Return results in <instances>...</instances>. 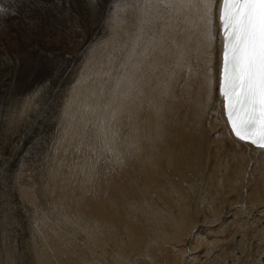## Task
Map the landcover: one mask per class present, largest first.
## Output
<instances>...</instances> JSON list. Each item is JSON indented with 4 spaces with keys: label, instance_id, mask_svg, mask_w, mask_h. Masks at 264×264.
<instances>
[{
    "label": "bare ground",
    "instance_id": "6f19581e",
    "mask_svg": "<svg viewBox=\"0 0 264 264\" xmlns=\"http://www.w3.org/2000/svg\"><path fill=\"white\" fill-rule=\"evenodd\" d=\"M5 1L0 35L10 18L17 30L0 41V58H11L2 86L35 82L53 59L26 50L25 28L36 22L52 51L77 48L76 3L45 0L54 11L35 7L43 18L33 21L29 0ZM113 2L105 36L54 105L48 149L25 148L12 191L0 186V264H264V150L235 140L222 117L215 0L211 41L199 0ZM33 96L5 110L0 100L3 137Z\"/></svg>",
    "mask_w": 264,
    "mask_h": 264
},
{
    "label": "snow or ice",
    "instance_id": "6c2138e0",
    "mask_svg": "<svg viewBox=\"0 0 264 264\" xmlns=\"http://www.w3.org/2000/svg\"><path fill=\"white\" fill-rule=\"evenodd\" d=\"M57 5L60 0H56ZM95 3V0H92ZM218 34L222 35L219 53L218 91L232 133L239 141L264 150V0H215ZM205 10L207 41L213 39V0H199ZM51 8L45 0H29V9ZM2 31V29H0ZM0 58V65L10 62ZM3 69L0 68V71ZM39 123V121H37ZM28 138L39 152L43 141L34 125ZM27 134V128L24 129Z\"/></svg>",
    "mask_w": 264,
    "mask_h": 264
},
{
    "label": "rangeland",
    "instance_id": "374dc122",
    "mask_svg": "<svg viewBox=\"0 0 264 264\" xmlns=\"http://www.w3.org/2000/svg\"><path fill=\"white\" fill-rule=\"evenodd\" d=\"M69 1L70 0H68V1L67 0H60V4L58 6L61 7ZM73 1H75V3H76L75 6H77V7H76V11L74 12L76 15L73 14L72 16H74V17L71 16V18L74 20V22L76 21L75 23L79 26V34L77 33L76 34L77 36L75 35L76 41H78V47L74 48V49L64 48V49L58 50L57 52L52 51V50L47 48L48 47V41L50 40V38H47L48 40L45 42L46 37H43V36L39 37V32L37 31L39 28L37 26V23L35 22L36 25H33V26L27 25V28H25V30H27L28 37L30 38V41H29L30 44L27 46L26 50L28 51L31 48H33V46L37 45L36 48H38L39 51H38V49L36 51H38V53L43 55V56H40L42 58V62L47 61V59H53L52 60L53 62H51L53 64H51L49 66L48 74L46 75V77H41L38 80H36L35 82H33L30 79V77L26 79V75H24L22 80H17L15 82V85H9V86H7V83L4 86H2V85H3V82L5 80L9 79V76H11V74H6V75L0 77V100H1V103H3L4 110L6 108V106H4V103H6V101L11 102L12 100H15V98L21 99V97L28 95V94L29 95L31 94L32 96L34 95L32 97V100L35 102V105H33L34 110H30V109L28 110V108H27V110L26 109L25 110L28 112H26L25 110H23L21 112V116H19L18 123H15V125L17 124L16 125L17 127H15L16 128L15 132L14 131H6L5 132L6 136H4V137H3L4 133H2V134L0 133V155H1L0 161L4 158V156H6L5 155L6 146H7V148H10V146L12 147V148H10V151H9L10 156H7V158H4V161L2 162L3 164L0 165V170L1 169L5 170V172H4V170L2 171L3 179L1 180V185H0L4 190L8 189L9 191H12L9 181H11L12 178H14V176H15V174H13V173L15 172L14 165L16 164V161L14 162V158L16 156L19 157L23 153L24 149L27 148V149H25V151H27V150L33 151L34 154H40V157H41V156H43L44 152L48 149L47 148L45 150L44 147H45V141L48 139L49 135L52 134L51 121L53 119V111L55 108L54 105L58 104L59 101H62L64 94H66L68 88L71 86V84H69L67 86L66 83H68L69 81H72L71 80L72 78H73V80H75L77 78V76L79 75V71H80L81 66H82V59L84 57V50L87 49L89 47V45H91L93 42H95V40L97 41L99 37L105 36L104 34H106L108 12L110 10H112L111 7H112V4H114V2H113L114 0H110V1L109 0H98L95 2L98 6L95 3H93V6L87 5L84 2H82L81 0H73ZM80 1L82 3H80ZM53 2L55 5H57L56 0H53ZM8 5H10V4L7 1H5V0H4V2L1 1L0 2V11H4L5 9L10 8ZM2 6L4 8H2ZM94 6H95V9L93 8ZM31 9H33V8H31ZM47 10L49 11V14L52 13V11H54V9H52V8H49V9L47 8ZM6 11H8V10H6ZM77 11H78V13H77ZM30 12H32V10L29 9L27 11L28 16H26V18H31L33 21H41L40 19L43 18V16L40 15V19H39V17L37 16L39 14H35V13H34L35 15L33 17L30 14ZM37 12L41 13V10L38 9ZM78 14L80 16H78ZM15 16L17 18L24 17V15L22 13L16 14ZM86 19H88V20H86ZM64 20H66V23L69 25V21H70L69 16L65 17ZM26 21H29V19H26ZM6 25L9 28L11 27L10 28L11 30H9V32L3 31L0 35V41L2 43H5V44H6V42H7V44H10L9 36H11L12 34L15 35L17 29H16V27L14 28L13 18L7 19ZM80 30L81 31L83 30L84 33L82 34V32ZM66 43H68L66 40L62 41V44H66ZM61 47L63 48V46H61ZM81 52H82V55H81ZM48 64H50V63H48ZM77 66H78V68H77ZM39 67H40V65H39ZM40 70L42 71L41 68H40ZM32 78H34V76H32ZM33 91L35 92V94ZM16 94H17V96H19V95L20 96L17 97ZM9 98H10V100H9ZM36 101H38L37 104H36ZM51 111H52V113H51ZM27 113H30V114H27ZM33 113H35L34 118H31L30 115ZM31 119H33V121H31ZM9 120H11V119L9 118ZM37 121H39L40 124L37 123ZM30 124L31 125L34 124V126L36 125L35 126L36 129L38 131H40V135H42L40 137V140L43 141V144H42L41 150L39 152H37L34 149L33 144H32L33 142L29 141L28 143H25L28 140L27 138H29L30 136L33 135L32 127L29 128ZM25 126H27L28 128ZM25 128H27V132H29V133H27V134L24 133ZM41 130L42 131L44 130V132H47V133H45L46 135ZM8 132H10V134L13 135V138H12V141H10L11 142L10 144L5 141V140H8L7 139L8 138L7 134H9ZM31 133H32V135H31ZM28 135H30V136H28ZM14 138L17 140H15ZM29 145H30V148H29ZM19 153H21V154H19ZM27 154H29V153H27ZM23 155H25V152L23 153ZM23 155H21L20 158H22ZM29 157H30V159L32 158L31 153L29 154ZM11 162H13V165ZM30 168H32V167H30ZM6 183H9V184L7 185Z\"/></svg>",
    "mask_w": 264,
    "mask_h": 264
}]
</instances>
